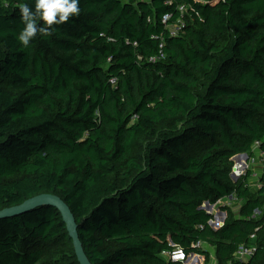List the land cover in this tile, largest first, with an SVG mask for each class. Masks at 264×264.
<instances>
[{
  "label": "trees",
  "instance_id": "16d2710c",
  "mask_svg": "<svg viewBox=\"0 0 264 264\" xmlns=\"http://www.w3.org/2000/svg\"><path fill=\"white\" fill-rule=\"evenodd\" d=\"M23 3L0 0V210L60 196L92 264H264V173L231 177L264 151V0H79L27 47ZM233 194L215 229L203 206ZM0 264H80L60 211L0 219Z\"/></svg>",
  "mask_w": 264,
  "mask_h": 264
},
{
  "label": "built area",
  "instance_id": "2783aa9c",
  "mask_svg": "<svg viewBox=\"0 0 264 264\" xmlns=\"http://www.w3.org/2000/svg\"><path fill=\"white\" fill-rule=\"evenodd\" d=\"M179 9L181 12L184 13L187 11L188 8L185 5H181ZM170 18H171V14H166L163 17V23L168 25ZM183 26H184V22L181 19H178L174 24L169 26V31L171 32L172 35H178V33L181 32ZM112 82H115V80L112 79ZM255 146H256L255 148H258L260 146V142L257 141ZM260 156L262 157V160L264 162V151L260 152ZM249 164L250 163H248V161L246 160L240 163L234 162V166L232 169L233 176H235L237 179L245 177L248 171L250 170L251 165ZM261 173L262 174L264 173V168H262ZM238 201H240V199L235 194H233L231 196L221 199L217 204H215V205H219L216 210L211 209V211H209V209L208 210L206 209L213 216V218L209 222L210 225L215 229L222 227L227 218V214L225 212H222L221 209L223 210V208H231L233 204H235ZM261 213L262 212L260 210H256L254 216H260ZM206 245L207 244L204 242H198L196 244V247L203 249ZM173 247L174 248L172 250L163 251L162 254L163 257H165L166 259L172 262H176L180 264H206V258L204 257V255L198 253H191L190 255H187V253L182 247L176 245H173ZM255 250L256 248L254 246H250V247L240 246L239 250L236 252L235 255L239 260H248L253 256ZM200 256H203L202 260Z\"/></svg>",
  "mask_w": 264,
  "mask_h": 264
},
{
  "label": "clouds",
  "instance_id": "9594fccd",
  "mask_svg": "<svg viewBox=\"0 0 264 264\" xmlns=\"http://www.w3.org/2000/svg\"><path fill=\"white\" fill-rule=\"evenodd\" d=\"M19 10L24 28L18 40L25 47L38 33L51 35L53 25L64 24L70 18L78 17L81 11L79 0H34V9L28 3H23Z\"/></svg>",
  "mask_w": 264,
  "mask_h": 264
},
{
  "label": "water",
  "instance_id": "95a60500",
  "mask_svg": "<svg viewBox=\"0 0 264 264\" xmlns=\"http://www.w3.org/2000/svg\"><path fill=\"white\" fill-rule=\"evenodd\" d=\"M246 155V153H241L233 157V159L238 156ZM41 206H50L58 209L62 214L63 220L67 226L70 237L74 242L75 253L77 255L78 261L80 264H92L90 259L88 258L85 249L83 247V243L80 239L79 231H78V223L75 219V216L68 206V204L58 195L51 193H42L30 199H27L20 205L5 208L0 210V219L17 216L29 211H32ZM211 208L212 204L206 202L203 208Z\"/></svg>",
  "mask_w": 264,
  "mask_h": 264
},
{
  "label": "crops",
  "instance_id": "0c3cea01",
  "mask_svg": "<svg viewBox=\"0 0 264 264\" xmlns=\"http://www.w3.org/2000/svg\"><path fill=\"white\" fill-rule=\"evenodd\" d=\"M253 158V157H252ZM252 158H249V163H250V161H253V159ZM248 159V158H247ZM247 159H246V161H247ZM233 161H234V159H233ZM261 161V160H260ZM235 162V161H234ZM251 170V171H250ZM250 172H251V175H250V177H249V179H248V185L251 187V189L254 191V192H258L259 191V189L261 188V177H262V167H260V168H258V166H256V164H254V165H251L250 166ZM248 171V172H249ZM255 174V175H254ZM231 177L234 179V180H238L235 176H233V174H232V172H231ZM240 179V178H239ZM217 204V203H216ZM243 205V201L240 199V201H238V202H236L235 204H233V206L231 207L232 209H236V208H238L237 209V211H236V214L238 215L239 214V209H240V207ZM219 205H212V207L211 208H206L205 207V209H214V210H216L217 209V207H218ZM221 211L222 212H225L227 215H228V212H227V210L225 209V208H223V210L221 209ZM261 211V210H260ZM219 212V211H218ZM240 215V214H239ZM207 248H208V246H207ZM201 257V260L203 259V256H200ZM205 257V256H204Z\"/></svg>",
  "mask_w": 264,
  "mask_h": 264
},
{
  "label": "rangeland",
  "instance_id": "374dc122",
  "mask_svg": "<svg viewBox=\"0 0 264 264\" xmlns=\"http://www.w3.org/2000/svg\"><path fill=\"white\" fill-rule=\"evenodd\" d=\"M249 158H252V156L250 155V153H246V155L238 156L237 158L234 159V161H235V163H240V162H243L247 159V161L249 163ZM252 159H253V161H250L249 165L256 164V166H258V168H260V167L264 168V162L262 160V157L259 156V154H258V156L253 157ZM237 209L238 208H236V209L234 208L232 210H234L236 212ZM209 211H211V209ZM211 252H212V257H211L212 264H219L217 259H216V256H215V251L211 249Z\"/></svg>",
  "mask_w": 264,
  "mask_h": 264
}]
</instances>
